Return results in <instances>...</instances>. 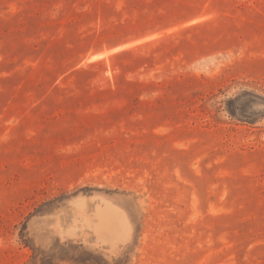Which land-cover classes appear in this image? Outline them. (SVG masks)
I'll use <instances>...</instances> for the list:
<instances>
[{
    "label": "rangeland",
    "instance_id": "374dc122",
    "mask_svg": "<svg viewBox=\"0 0 264 264\" xmlns=\"http://www.w3.org/2000/svg\"><path fill=\"white\" fill-rule=\"evenodd\" d=\"M0 264H264V0H0Z\"/></svg>",
    "mask_w": 264,
    "mask_h": 264
}]
</instances>
